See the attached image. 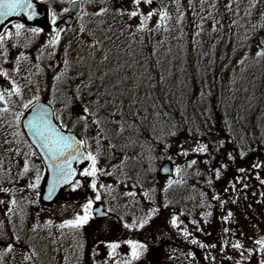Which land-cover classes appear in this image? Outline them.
<instances>
[{
  "label": "rangeland",
  "instance_id": "obj_1",
  "mask_svg": "<svg viewBox=\"0 0 264 264\" xmlns=\"http://www.w3.org/2000/svg\"><path fill=\"white\" fill-rule=\"evenodd\" d=\"M43 1L50 7L51 12L57 15V24L59 29H62L60 41L55 47L50 45L48 42L53 34L48 32H40L37 35L24 32L19 38L13 35L10 39L4 33L5 40L0 44V71H6L8 79L0 76V90L9 88L10 81L15 80L23 93V101L26 102L34 95H39L41 100L46 102L53 100L51 106L59 115L60 110L64 108L60 101L65 99V94L75 96V88L81 83V79L88 83L91 76L93 93L97 91L104 93L107 89L118 95L125 89V85L120 84L118 88H113L112 85L118 83L121 77L128 76L127 87H133V81L137 77L141 74L147 75L145 68L141 66L146 64L148 72L155 81H158L161 71L167 78L168 69L172 68L175 79H166L163 89L167 91L172 87L179 95L180 88L175 85L183 80L179 68L180 61L184 58L186 60L184 66L187 68L185 76L190 77L187 81L189 84L187 91L189 93L195 91L198 95L200 80L205 76L203 70L207 61L214 59L215 63L207 71V80L212 85L214 94L212 115L205 126L204 120L200 119L197 113V120L204 134L194 132L193 135H189V127L195 129L196 124H182L180 113L174 106L172 110L174 122L180 124V127L176 136H167L163 139L160 138L159 131L155 133L152 131L151 125H142L139 134L126 131L122 135H116L118 125L105 123L102 119L106 135L116 145L115 149H109L108 141L101 138L102 154L98 164V167L113 172L111 176L100 175L97 179L98 186L112 185L113 191L110 195L101 189L100 200L107 210L112 209L111 217L108 222L96 223L91 219L81 230H70L60 229L57 226L65 220L74 219L78 213L83 214L82 205L89 198L95 202V193L89 187L91 177L78 176L77 179L82 181V187L76 191L67 187L54 202L44 204L41 201L43 179L37 189L32 190L27 187L35 180V169H39L42 177L44 168L36 156L29 155L27 158L30 161V171L22 178L19 177L18 174L24 166V154L31 153L32 150L22 135L19 137L12 135L19 130L9 126L13 123L11 112L3 114L0 119V188L10 191L0 192V201H3L0 203V254H3L0 255V264H122V261L115 256L109 258V248L106 243L99 242L122 243L130 239V236L148 245V251L134 264H163V256H167L172 246L182 249L187 256L183 259L191 264H237V262L259 264L260 253L253 251V255L249 257L248 250L258 248L254 241L264 237L262 201L264 188L255 186L256 179L247 181V172L244 174L237 170L244 168L253 172V164L264 165V60L258 61L255 57V53L259 50L257 41L264 40V27H261L264 25V17L261 16V13H264V0H259L255 8L251 9L250 18L244 14V9L249 6L250 0H240L239 16L229 17L225 14L223 31L218 30L213 33L212 19H206L203 22L202 36L196 37L198 41H203L202 46L194 45L192 42L193 34L198 31L196 25L201 23L199 16H193V10L200 13V0H192V5H189V0H175V2L154 0L171 16V21L168 23L171 31L165 32L162 27L157 33L154 31L149 33L146 30L137 32L140 16L131 19L128 16V13L137 9L145 15L150 12L151 5L143 2L137 6L133 0H81V7L86 15L82 13L74 18L70 26L65 27L60 21L68 14L63 12L67 0ZM210 3L211 0H207L204 5L205 11L200 15L207 16ZM227 3L228 0H220L221 13H224V5ZM177 4L180 6L179 12L185 14L184 36L179 39L182 26L177 23L179 18ZM101 8H107V12L100 16L95 15ZM118 10H122L125 14L119 15ZM230 18H236L243 26L233 28L229 32L226 25ZM217 19L220 17L217 16ZM158 20L159 16L154 15L147 22V26L155 29ZM81 25L84 27L83 32L80 31ZM253 25L256 27L253 28ZM8 29L15 32L11 27ZM245 35L251 39L245 41ZM159 41H164L163 45H160ZM93 44L95 49L91 47ZM213 45L216 46L214 56ZM153 48L158 50V55L149 59ZM169 48L171 53H168ZM65 50H67L66 57ZM21 53H24L27 59L21 58L17 65L16 60ZM203 53L208 55L205 57ZM105 54L108 60L101 64L100 61ZM245 54L247 59L241 65L238 61L243 59ZM65 58L69 60L70 68L61 81H56L54 77L65 70L63 64ZM173 58H175L174 65L169 63ZM157 59L163 61L162 68L156 66ZM198 60L201 68L199 77L196 75ZM17 67L20 69L19 72L15 70ZM81 73L82 77L79 75ZM105 73L108 75L102 82L100 78L104 77ZM142 83L146 84L147 80ZM54 85L57 91H54ZM82 91L87 99L88 90L82 89ZM146 91V87L140 88L141 98ZM160 94L163 95V92ZM101 100L103 101V97ZM12 101L11 111L22 110L19 97L13 96ZM80 109L81 105L76 101L71 109L63 113V119L68 125V130L75 131L84 138L83 124H77L74 128L72 126V121L81 114ZM124 110L126 113L129 112L127 104ZM192 113L193 109L190 106L188 115L191 117ZM107 115V111L101 113L102 118ZM128 118L131 119L130 116ZM89 125L88 142L91 144V150L95 152L96 141L92 137L96 135V128L91 125L90 120ZM5 140L11 143L6 144ZM221 140L225 141L223 148L215 151ZM196 141L207 144L213 154L209 156L193 152L192 150L197 147ZM17 148L20 149L19 155L15 151ZM241 150L246 153L243 159L240 157ZM184 151L188 152L187 156L181 154ZM228 153H232L235 159L229 160ZM125 155L130 159L124 163L122 170L114 169L113 165H120ZM191 160H196L197 164L188 169L187 164ZM205 160H210L211 165L205 164ZM166 161L172 164L173 175L168 178H158V168ZM221 163L227 164L228 167L221 169V178L217 180L215 170L220 168ZM177 167L185 169L179 176L175 171ZM210 167L211 172L208 171ZM197 170L201 176L195 175ZM255 171L264 178V167ZM181 177L186 180L185 184L173 185L167 192L164 191L169 179L176 180ZM209 178L213 180L211 186L207 184ZM128 181H133L137 185L135 200L138 203L134 204L132 198L124 196L125 192L132 191L127 186ZM231 185H235V188ZM225 188L228 191H224ZM152 189L155 191L153 192ZM144 191L149 192L152 201L141 195ZM201 192L204 193L203 204ZM213 195H218L220 200L224 201L223 207L219 200L211 199ZM12 199L17 201L15 205L10 204ZM233 200L236 202L232 203ZM166 203L167 208L164 207ZM208 204H211L210 208L207 207ZM10 206L11 212L8 211ZM152 207L158 208L159 211L143 229L130 231L123 227L125 222L131 224L133 216L137 220L146 216ZM229 211L232 212V216L225 221L223 217L227 216ZM208 212L212 215L207 217L206 223L205 214ZM173 215L177 216L176 227L171 224ZM120 217H123V220ZM49 220L52 224L46 225L45 221ZM34 226H36L35 231H33ZM225 228L229 229L227 233L224 232ZM185 229L190 234L188 237L191 240L196 239L199 246L190 245L187 248L186 243L179 240V236H185ZM233 235L241 238L245 254L233 260L218 257V262L211 260L208 262L206 257L215 254L213 248H201L200 244L211 245L214 242L217 253L221 251L224 256L231 257ZM8 244L13 248L11 252L5 253ZM81 244L83 248L80 247ZM187 253H194V256L190 258ZM127 254L124 252L123 259H128ZM26 256L28 259H25Z\"/></svg>",
  "mask_w": 264,
  "mask_h": 264
},
{
  "label": "snow or ice",
  "instance_id": "obj_2",
  "mask_svg": "<svg viewBox=\"0 0 264 264\" xmlns=\"http://www.w3.org/2000/svg\"><path fill=\"white\" fill-rule=\"evenodd\" d=\"M40 2H43V0H40ZM141 2H143L144 4L152 5L154 3V0H133V3L137 6H139ZM206 2L207 0H200V13H203L205 11L204 5ZM67 3L69 4V7L63 9L64 13L73 10L76 12L77 16H80L83 13V9L81 7V0H67ZM257 3H259V0H250L249 6L244 9L245 16L249 18L251 17V9L255 8ZM219 4L220 0H211L209 10L207 11V16L200 15V13H197L195 10H193V16H199V19L201 21V23L196 25L198 31L193 34L192 42L194 45L200 44L202 46L203 41H198L196 37L202 36L204 31L203 22L206 19H212V32L215 33L218 30H224L225 24L223 22V18L225 14H227L229 17L239 16L240 0H228V3L224 5V13L220 12ZM189 5H192V0H189ZM179 7V4H177L178 12ZM106 12L107 8H101L99 12L95 13V15L100 16ZM83 14L86 15V13ZM118 14L123 16L125 13L122 10H118ZM38 15L39 13L37 11L36 0H0V26L4 25L5 22L8 21L11 17H26L27 21H32ZM154 15L159 16V20L156 23L155 29L149 28L147 26V22L150 21ZM128 16L130 19L133 17L140 16V24L137 26L136 29L137 32H144L146 30L151 33L153 31L160 30L162 27L165 32L171 31V29L168 27V23L171 21V16L165 9L153 8V11L148 12L146 15L137 9L136 11H131L130 13H128ZM184 16V12H179V18L177 20V23L180 24L182 27L181 36L178 37V39L184 36ZM217 16H219L220 19H217ZM261 16L264 17V13H261ZM50 23L54 26L57 25V15L56 13L51 11ZM242 26L243 25H240L236 18H230L228 24L226 25L229 32H231L233 28H238ZM255 27L256 26L253 25V28ZM261 27H264V25H262ZM11 28L15 30L14 33L10 29L4 28V33L7 34V37L9 39L13 35L19 38L24 32H30L33 35H37L43 31V29L39 27L26 28V24L20 22L12 23ZM61 31L62 29H59L58 27H53L52 32L54 34L52 35L51 40L48 42L53 47H55L59 43ZM80 31H84L83 25H81ZM134 35L135 33H133V36ZM249 39L251 38L245 35L244 40L248 41ZM4 40L5 35L0 34V44H3ZM158 43L160 45H163L164 41H159ZM91 47L95 49V44H93ZM215 47V45L212 46L213 56L215 55ZM258 49L259 50L255 53L256 59L258 61L264 60V40L260 41ZM233 51H235V48H233ZM168 53H171V48L168 49ZM168 53H166V55ZM157 55L158 50L156 48H153L150 53L149 59L151 57H156ZM207 55V53H203V56L206 57ZM66 56L67 50H65V57ZM21 58L27 59L24 53H21L20 56L17 57V65H19ZM223 58L224 57H221V59ZM37 59H39V57H37ZM246 59L247 54H245V57L238 61V63L242 65L244 64V61ZM107 60L108 56L105 54L101 59L100 63L103 64ZM185 62L186 60L182 58L180 61L179 68V72L183 80L177 82V84L175 85V87L180 88L179 95H177V92L172 87H170V89L167 91L163 89V85L165 84L166 79H175V72L172 68L168 69L167 78L165 77L164 72L161 71L158 81H155V78L148 72L147 65L145 64L141 66L145 68V72L147 73V75L145 76V74H141L140 77H137L133 81V87H127V83L129 81L128 76L121 77L118 83L112 85L113 88H118L120 84L125 85V89L120 91L118 95L109 92L107 89H105L104 93H100L99 91L93 93L91 91L93 87L91 76L89 77L88 83H85L83 79H81V83L78 84L75 88V96L73 97L71 95L65 94V99L60 101L64 105V108L60 110L59 115H57L56 110L51 107V105L53 104V100H49L48 103L45 104L41 102V98L39 95H34L31 99L27 100L26 102L23 101V93L21 91L20 86L16 83L15 80L10 81L9 88L0 90V105H3V107H0V119H2L3 114H9L11 112V115L13 117V123L9 126H14L16 128L23 127L27 130V134L31 138L30 144L28 146L31 147L32 145H35V147L40 150V154L44 158V163L47 169L51 172V179L48 180V190L47 194L44 196V199H51L56 193L57 189L62 185H69L72 191H76L78 188L82 187V181L80 179H76L77 175L85 178L91 177L89 187L91 188L92 192L95 193V201H100L102 199L101 189L107 191L109 195L111 194V192L113 191L112 185H97V179L100 175H113V172H109L106 169L98 167L99 159L102 154L101 138L108 141L109 149L116 148V145L112 143L109 137L106 135V129L102 124V119L105 123L118 125L116 135H122L126 131H134L139 134L142 125H151L152 131L154 133L159 131L160 138L163 139V137L167 136H176L179 130L180 124L174 122V116L172 111L174 109V106H176L175 110L179 111L182 124H196L195 129L189 127V135H193L194 132L203 135L204 133L201 131L199 122L197 120V113H199V118L203 119L205 126H207L208 120L211 119L212 103L214 98L212 85H210L207 80V71L215 63V60L209 59L207 61V65L203 70L205 76L203 79L200 80V91L198 95L195 91H192L191 93L187 91L189 87L187 81L188 79H190V77L185 76V73L187 72V68L184 66ZM169 63L174 65L175 58H173V60H170ZM63 64L65 66V70L58 73L54 77V80L56 81H61L62 77L65 76L66 72L70 68V62L67 58L63 60ZM199 65L200 61L198 60L196 67L197 77H199L201 72V68ZM156 66L162 68L163 61L157 59ZM15 70L19 72L20 69L19 67H17ZM79 75L82 77L83 74L81 73ZM107 75L108 73H105L104 77L100 78L102 82ZM0 76L8 79V73L6 71H0ZM145 79L147 80V83L143 84L142 81H144ZM193 83H195V81H193ZM141 87L147 88V91L145 92L143 98H141L139 95V90ZM82 89L88 90L87 99ZM157 89H159L160 91L158 92ZM204 89L208 90L204 91ZM57 90L58 89H56L54 85V91ZM160 92H163V95H161ZM13 96L20 98L22 110L11 111L13 107ZM93 96L95 98H93ZM101 97H103V101L101 100ZM76 101H78L81 105V114H79L76 119L72 121V126L74 128L77 124L82 123L83 130L85 133L84 138H78L76 134L71 130H69L67 133L65 132V129L68 127V125L64 122L63 113L71 109ZM126 104L127 108L129 109L128 113H126L124 110ZM190 106L193 109L191 117L188 115V108ZM103 111H107L108 115L102 118L101 113ZM129 116L131 117V119L128 118ZM238 119H240V117H238ZM89 120L91 121V125H94L96 128V135L92 137V139L96 141L95 152L91 150V144H89L88 142L89 138L87 136V133L90 127ZM12 135L15 137H19L22 135V133L19 131H15L12 133ZM132 142L134 143L135 141ZM5 143L10 144L11 142L5 140ZM17 143H19V141H17ZM196 144L197 147L192 150L193 152L198 154H207L209 156L213 154L207 144L200 143L199 141H196ZM224 144L225 141H219L218 145L215 147V151H219L221 148H223ZM8 151H12V149H8ZM15 151L17 155L20 154L19 148H17ZM181 154L187 156L188 152L184 151ZM24 155V166L18 174L21 178L30 171V161L27 157L29 155L35 156L37 155V153L31 152L25 153ZM245 155L246 153L241 150V159H243ZM128 159L130 158L125 155L124 160L121 161V164L113 165V168H121L122 170V166ZM228 159L234 160L235 157H233L232 153H228ZM74 162H88V166L84 167L83 170L79 171L78 173L77 169L73 167ZM204 163L211 165L210 160H205ZM196 164V160H191L187 164V168L191 169ZM227 167V164L221 163L220 168H217L215 170V178L217 180L221 178V169H227ZM261 167H264V165L260 163H255L252 165V168L254 169H259ZM164 171L168 172L170 170L165 168ZM175 171L177 176H179L181 172L185 171V169L177 167ZM208 171H212L211 167L208 169ZM237 171L243 173L246 170L244 168H239ZM35 172V180L27 185V187L32 190H35L39 187L40 181L42 179L38 168L35 169ZM195 175L201 176V173L197 170ZM256 178L260 180L261 185H264V179H260L258 174ZM185 183L186 180L183 177L176 180L169 179L164 187V191L167 192L168 189L173 187V185H183ZM207 184L211 186L213 184V180L209 178L207 180ZM231 186L235 188V185ZM133 187H135V185ZM245 187H247V185H245ZM9 191V189L0 188V192L7 193ZM152 191L154 192L155 189H152ZM224 191H228V189L225 188ZM37 195H39L38 192ZM136 195L137 193L135 191H128L124 193V196L132 198V202L134 204L138 203L135 200ZM141 195L149 201H152L153 199L148 191L142 192ZM200 195L201 203L203 204L204 193L201 192ZM211 199L219 200L221 207H223L224 201L220 200V197L218 195H213ZM235 202V200L232 201V203ZM0 203H3V201H0ZM16 203L17 201L15 199H12L10 202L11 205H15ZM93 205V199L89 198L87 202L82 205L83 214L78 213L74 219L65 220L57 227L60 229L68 228L70 230H81L86 224L89 223L91 219L94 218V213H98L101 216L107 215L106 212L101 211L99 208H94ZM164 207L167 208L168 204L166 203ZM207 207L210 208L211 204H208ZM8 211H12L11 206L9 207ZM108 211L110 212L112 211V209L109 208ZM158 211V208L152 207L148 210L146 216L140 218L139 220H137L136 217L133 216L131 224L125 222L123 227L130 231L143 229ZM211 215V212L205 214L206 223L207 217H210ZM231 216L232 212L229 211L228 215L223 217V219L227 221ZM120 219L123 220V217H120ZM193 223H195V221H193ZM45 224L51 225L52 221H45ZM171 224L173 227L177 226L176 215L172 216ZM35 230L36 226L33 227V231ZM228 231L229 229H224L225 233H227ZM184 235L185 237L190 235L186 229L184 230ZM17 239H19V237H17ZM102 243H106V246L109 248V258L112 257L114 250L119 248L120 246L119 241H102ZM123 243L128 245L129 252L127 254L128 259L124 260L122 264H134L135 261L140 260L141 257L144 256L145 253L148 251V245L138 240L128 239L126 241H123ZM191 243L197 244L199 242L196 239H192ZM254 243L259 247L255 250L249 249L248 255L249 257H251L253 255V251L259 252L261 255L259 264H264V237L256 239ZM80 247L83 248V245L81 244ZM200 247L215 248L216 245H205L201 243ZM232 247L235 249H240L242 248V245L239 242H236L232 245ZM12 248L13 246L11 244H8L7 248L4 250L5 253L11 252ZM93 254H96L95 249L93 250ZM33 255H35L34 252ZM188 255L192 256L193 254L188 253ZM241 255H243V253H241ZM25 259H28V257L26 256ZM229 259H231V257H229ZM237 264H239V262H237Z\"/></svg>",
  "mask_w": 264,
  "mask_h": 264
},
{
  "label": "water",
  "instance_id": "obj_3",
  "mask_svg": "<svg viewBox=\"0 0 264 264\" xmlns=\"http://www.w3.org/2000/svg\"><path fill=\"white\" fill-rule=\"evenodd\" d=\"M37 2V11L39 13V15L32 21H27L26 17H11L9 18L8 21L5 22L4 25L0 26V34L3 33L4 31V28H6L9 24L13 23V22H20V23H25L26 24V27H39V28H42L43 30H49L52 32V29L53 27H57V25H51L50 23V11H49V8L47 7L46 4L42 3V2H39L38 0H36ZM68 7H69V4H68ZM153 8H160L156 3H153L151 5V10L153 11ZM70 14L69 16H66L62 19L63 23L65 25H70L72 23V20H73V17L72 16H77L76 12L73 10V11H70ZM42 103H45L43 101H41ZM46 104V103H45ZM20 130L22 132V134L24 135L26 141L28 142V144H30V141H31V138L30 136H28L27 134V130L24 129L23 127H20ZM66 133L68 131H65ZM76 136L78 138H81L80 136H78L76 134ZM33 148V150L35 151V153H37V156L39 157V159L41 160V162L43 163V165L45 166L46 168V183H45V186H44V190H43V193H42V200L43 202L45 203H51L53 202L56 197L58 196L59 192H60V189L62 186H60L56 193L53 195V197L49 200H45L44 199V196L47 194V190H48V180L51 179V172L47 169L45 163H44V158L43 156L40 154V150L35 147V145H32L31 146ZM84 163V162H83ZM83 163H73V167L76 168L78 165H82ZM167 168L169 169L170 171L166 172L164 171V169ZM172 174V166L170 164V162L166 161L164 162L160 167H159V170H158V177H164V176H168V175H171ZM129 185L134 188V184L132 182L129 183ZM94 208H99L101 211L104 212V208L103 206L98 203ZM108 215V214H107ZM107 215H99L98 213H94V217L95 218H103V217H106Z\"/></svg>",
  "mask_w": 264,
  "mask_h": 264
},
{
  "label": "trees",
  "instance_id": "obj_4",
  "mask_svg": "<svg viewBox=\"0 0 264 264\" xmlns=\"http://www.w3.org/2000/svg\"><path fill=\"white\" fill-rule=\"evenodd\" d=\"M158 31H154V33H157ZM153 33V34H154ZM260 44V42L259 41H257V43H256V45L258 46ZM254 171L252 172V170H246L245 172H247L248 173V175H247V177H248V180L247 181H249V182H251L253 179H256V181H257V184L255 185V186H260V187H262V188H264V185H261L260 184V180L259 179H257L256 177H257V175L256 174H258V171H255V169H253ZM261 171V170H260ZM245 172H244V174H245ZM250 172V173H249ZM262 172V171H261ZM263 173V172H262ZM259 175V177H261V179H264L263 178V176H262V174H258ZM244 177V176H243ZM242 178V177H241ZM240 179V178H239ZM236 181H238V176H236ZM247 185L248 186H250L249 184H248V182H247ZM241 186V185H240ZM259 194H261V196H262V192H260ZM247 196V195H246ZM263 204H264V198H263ZM258 202V201H257ZM216 250V249H215ZM217 251V250H216ZM217 253V252H216ZM172 255V253L170 254V256ZM183 257H186L185 255H182V254H176V256H174V258H176V261L177 262H182V263H186V261L183 259ZM202 257V256H201ZM221 258L223 257V256H220ZM213 261V262H218V260H217V258H211L210 256H208V258H207V261L208 262H211V261ZM176 261H174V260H171V262H169V264H175V262Z\"/></svg>",
  "mask_w": 264,
  "mask_h": 264
}]
</instances>
